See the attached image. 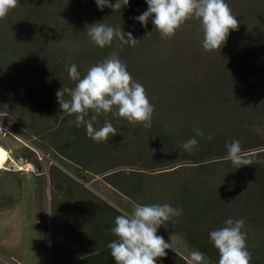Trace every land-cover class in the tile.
I'll list each match as a JSON object with an SVG mask.
<instances>
[{"label": "trees", "instance_id": "trees-1", "mask_svg": "<svg viewBox=\"0 0 264 264\" xmlns=\"http://www.w3.org/2000/svg\"><path fill=\"white\" fill-rule=\"evenodd\" d=\"M57 1L54 11L44 13L45 4L40 0H19V6L9 12L13 16V11L21 9V15L13 17L8 25L0 19V62L7 68L0 64V108L12 111L21 107L19 89L9 81L13 77L18 79L30 60L45 71L38 74L30 88L34 84L33 88L44 92L51 101L59 89L75 86L76 82L68 76V65L76 64L82 78L90 66L113 52L119 54V40L114 39L110 46L99 48L87 35L86 25L102 22L100 19L109 14V21L121 22L125 16H130L128 23L136 25L135 34H131L139 43L129 46V51L119 57L133 79L144 86L155 111L148 128L130 124L112 113L98 116L95 127H102L107 119L117 134L97 143L87 136L83 125L76 127L74 115L61 111L57 99L44 110L35 106L25 108L29 114L25 127L54 147L56 163L68 171L72 167L84 169L87 182L93 188L102 193L103 186L120 199H114L117 206L113 205L53 164L50 176L57 178L52 181V188L67 189L70 203L74 197L78 198L68 215L78 212L82 224L68 220V245L64 241V224L62 231L55 230L52 264H115L107 247L117 239L111 232L114 219L122 212L131 213L134 203H167L182 208L183 215L171 218L166 226L158 229L157 235L168 239V233L176 234L191 249L189 251L203 252L209 264H218L219 259L218 250L209 240V232L223 227L225 219L243 218L247 237L253 235L256 228L264 232V162L259 159L264 157V137L252 130L255 125L264 124V92L254 81L249 82L248 70L236 71L232 77L221 79L225 91L254 110L248 121H239L229 112H219L214 103L207 111L197 113L199 101H205L204 94L201 96L186 80L187 72L165 66L177 55L178 48L187 47V39L177 33L172 37L176 41L161 39L151 17L145 26L133 19L147 10L145 0H129L119 11L109 7L101 11L95 0H67V7L64 1ZM245 1V13L260 17L262 24L257 29L264 38V17L261 19L264 0ZM73 25L78 30L85 29L82 34L85 44L80 49L73 47V50L77 48L75 52L68 50V33L65 32L66 26ZM60 28L64 30L58 31ZM149 32L151 34L147 35ZM241 52L244 57L251 56L243 50L238 54ZM7 60L16 66L21 64V70L10 69ZM2 88L9 91L4 93ZM92 115L94 113L90 112L86 119H91ZM197 128L204 136L196 137L198 146L191 153L186 152L182 142L193 137V130ZM63 131L62 140L55 142V136ZM233 140H239L251 164L237 168L226 159V144ZM27 151L23 156L36 165L35 152ZM250 238L252 243H246L252 254L250 264H264V235ZM178 246L183 250L182 245ZM166 252V257L158 258L156 264H187V250L180 253L172 248Z\"/></svg>", "mask_w": 264, "mask_h": 264}, {"label": "rangeland", "instance_id": "rangeland-1", "mask_svg": "<svg viewBox=\"0 0 264 264\" xmlns=\"http://www.w3.org/2000/svg\"><path fill=\"white\" fill-rule=\"evenodd\" d=\"M40 1L45 4L47 9L44 10V13L54 11L59 3L57 0ZM62 1L67 7V0ZM226 3L237 17L239 27L238 30H230L225 44L219 50L206 52L201 46L203 33L200 21L195 18L190 19L176 32L180 35L179 37L184 36V39H187V47L178 48L176 50L177 55L170 58L165 66L184 73L187 72L186 80L195 86L201 96L204 94L205 101H199V105L196 107L197 113L207 111L211 103H214L217 104L216 107L219 112H229L239 121H248L254 110L247 103L236 101L229 94L230 92L225 91L221 79L223 77L227 79L228 76L232 77L236 71L248 70L246 73H249V82L254 81L258 86L257 88H261L264 92V38L257 29L262 22L259 21L260 17H255L253 13H245L246 10H243L245 0H226ZM18 10L13 11V16L8 12L7 16L2 19L3 23L8 25L13 17L21 15V9ZM261 12L262 19L264 7L261 8ZM108 16L109 14L100 20L113 27H121L126 33L135 34V23H128L130 16H125L121 22L116 19L109 21ZM238 17H241L242 20ZM65 28H67L65 32L68 33V50L71 51L74 49L73 47L79 48L85 44V41H82L84 38L82 34H84L85 29L78 30L75 25ZM62 30L64 29L60 28L58 31ZM182 34L183 36H181ZM172 40L175 39L172 38ZM188 44L191 45L188 46ZM77 48L73 51L75 52ZM129 49L128 45L120 42L117 52L123 54ZM242 50L251 56L244 57L243 52L239 55L238 52ZM8 61L10 69L18 68V71L21 70V64L16 66L11 64L10 60ZM248 63H250L249 66ZM0 64L6 68L5 64L2 62ZM251 66L254 68L253 70ZM249 67L251 68L249 69ZM22 71L18 79L13 77L9 81L19 89L21 107L12 109V111L7 110L9 108H0V127L3 130V133L0 134V146L6 150L8 155L0 169V264H52L53 233L55 230L62 231L64 224V234L68 233V224L66 223L70 219H72L73 224H82V217L77 214L78 212L74 211L73 214L68 215V210L73 208L72 204L77 203L78 198L74 197V201L72 200L73 202L70 203L67 189L64 190L56 186L52 188V181H56L57 178L50 176V167L53 164L113 205H116L114 199H120L114 192L103 186L101 187L102 193L93 188L90 182H87L88 177L84 173V169L72 167L68 171L56 163L55 158L57 157L54 147L25 127L26 117L29 118L26 107L35 106L44 110L51 104L54 105L57 97L50 101L44 92L33 88L34 84L30 88L38 74L45 72L38 67V63L32 60L28 61ZM7 89L9 88H2L4 93L9 91ZM67 98L68 96H66ZM201 100H203L202 97ZM252 130L264 137V124H257ZM64 134L65 131L60 132L59 136L57 134L54 141L58 143ZM27 150L35 152L36 165L23 156V154L28 153ZM259 159L264 162V157ZM58 226L61 227L58 228ZM253 232L254 236L264 235V232L257 228ZM167 235L168 239L164 238L165 241L171 243L172 248L178 252L183 253L186 250L188 252L191 250L183 239L176 234L168 233ZM253 235H249V237ZM249 237L246 240L247 244L252 243L251 238L248 239ZM64 241L66 242V240ZM178 245H182L183 250L179 249Z\"/></svg>", "mask_w": 264, "mask_h": 264}, {"label": "clouds", "instance_id": "clouds-1", "mask_svg": "<svg viewBox=\"0 0 264 264\" xmlns=\"http://www.w3.org/2000/svg\"><path fill=\"white\" fill-rule=\"evenodd\" d=\"M147 10L133 19L145 26L151 23L161 39H171L188 20L198 19L201 24L202 48L206 52L219 50L227 41L230 30H238L239 21L226 0H145ZM99 10L109 7L119 11L129 0H95ZM19 6V0H0V19H4L11 9ZM87 35L94 46H110L114 39L121 44L135 46L140 40L121 27H113L104 22L86 25ZM149 32L147 35H150ZM146 35V36H147ZM68 76L75 81L73 88H63L56 92L57 101L63 113L74 115L76 127L84 126L86 134L100 143L117 134L109 120L102 127H95L97 117L112 113L130 124L151 127L155 106L150 102L144 86L135 81L119 54L113 52L102 61L90 66L81 78L77 65L67 66ZM67 94L68 98H65ZM94 115L86 119L89 113ZM194 136L182 142V148L191 153L197 146L196 137H203L200 129H194ZM211 140V135L208 136ZM226 159L237 168L251 164L244 154L239 140L226 144ZM183 215V209L169 204L134 203L131 213L122 212L114 219L111 232L117 239L107 247L115 264H156L158 258L167 255L172 245L163 236L157 235L161 226L173 217ZM245 220L227 218L224 226L209 232V240L218 250V264H250L252 254L248 251ZM187 264H209L208 258L199 250L189 251Z\"/></svg>", "mask_w": 264, "mask_h": 264}, {"label": "bare ground", "instance_id": "bare-ground-1", "mask_svg": "<svg viewBox=\"0 0 264 264\" xmlns=\"http://www.w3.org/2000/svg\"><path fill=\"white\" fill-rule=\"evenodd\" d=\"M0 148H2L1 146H0ZM3 149V148H2ZM4 151H5V154H4V158H3V160L2 161H0V169L3 167V164H4V162L6 161V158H7V152H6V150L5 149H3Z\"/></svg>", "mask_w": 264, "mask_h": 264}, {"label": "water", "instance_id": "water-1", "mask_svg": "<svg viewBox=\"0 0 264 264\" xmlns=\"http://www.w3.org/2000/svg\"><path fill=\"white\" fill-rule=\"evenodd\" d=\"M4 154H5V151L2 148H0V161L3 160Z\"/></svg>", "mask_w": 264, "mask_h": 264}, {"label": "crops", "instance_id": "crops-1", "mask_svg": "<svg viewBox=\"0 0 264 264\" xmlns=\"http://www.w3.org/2000/svg\"><path fill=\"white\" fill-rule=\"evenodd\" d=\"M65 238H66V239H65V240H66L65 243H66V245H68V233H67V232H66V234H65Z\"/></svg>", "mask_w": 264, "mask_h": 264}, {"label": "built area", "instance_id": "built-area-1", "mask_svg": "<svg viewBox=\"0 0 264 264\" xmlns=\"http://www.w3.org/2000/svg\"><path fill=\"white\" fill-rule=\"evenodd\" d=\"M3 133V130H2V128L0 127V134H2Z\"/></svg>", "mask_w": 264, "mask_h": 264}]
</instances>
